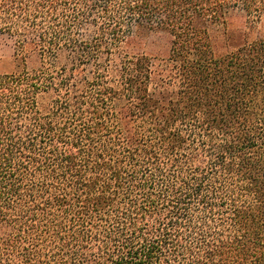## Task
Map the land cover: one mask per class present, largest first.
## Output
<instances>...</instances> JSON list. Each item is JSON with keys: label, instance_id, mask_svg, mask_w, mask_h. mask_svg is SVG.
<instances>
[{"label": "trees", "instance_id": "trees-1", "mask_svg": "<svg viewBox=\"0 0 264 264\" xmlns=\"http://www.w3.org/2000/svg\"><path fill=\"white\" fill-rule=\"evenodd\" d=\"M234 15L217 55L208 28ZM262 17L264 0H0L21 64L0 73V264H264Z\"/></svg>", "mask_w": 264, "mask_h": 264}, {"label": "rangeland", "instance_id": "rangeland-1", "mask_svg": "<svg viewBox=\"0 0 264 264\" xmlns=\"http://www.w3.org/2000/svg\"><path fill=\"white\" fill-rule=\"evenodd\" d=\"M243 19L239 15L229 18L225 25L216 24L208 28L210 40L214 52L217 55L224 54L234 49L240 42L244 31ZM256 35L264 36V17L258 22L257 27L251 37ZM170 37L165 33H142L138 34L133 42L134 46L144 50L157 63L167 58L170 48ZM28 69H36L38 67V59L35 55L28 57ZM20 62L14 55V40L7 34L0 33V73H14L20 69Z\"/></svg>", "mask_w": 264, "mask_h": 264}]
</instances>
